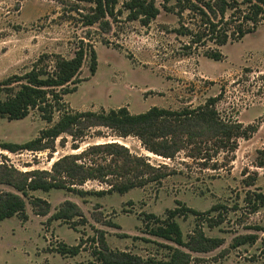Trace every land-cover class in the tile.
Here are the masks:
<instances>
[{
    "label": "rangeland",
    "instance_id": "rangeland-1",
    "mask_svg": "<svg viewBox=\"0 0 264 264\" xmlns=\"http://www.w3.org/2000/svg\"><path fill=\"white\" fill-rule=\"evenodd\" d=\"M88 7L76 0H0V83L24 75L43 55L74 57L83 41L94 47L98 67L90 76L87 61L79 78L88 80L80 83L75 93L64 96L70 111L101 114L123 107L131 114L152 107L181 111L204 106L222 93L214 106L222 121L259 129L248 140L238 139L234 149L207 133L198 120L184 125L159 123L158 129L174 130L178 151L173 158L154 154L133 134L122 137L120 131L94 121L80 123L72 135L47 140L44 151L10 153L0 149V165L28 172L51 171L59 159L81 155L96 145L123 147L126 151L117 160L104 152L82 154L78 162L93 174L92 162L109 171L105 178L75 186L89 192L110 189L109 184L119 183L117 175L123 172L144 181L154 174L166 175L125 194L103 197L82 198L62 190L30 192V196L50 203V213L37 216L42 206L33 205L28 198L27 222L17 216L0 222V264H99L94 251L99 249L101 234L113 252L143 259H168L173 249H180L190 254V264H264V205L252 211L254 195L264 194V168L256 166L264 151V21L256 32L221 47L224 59L216 62L204 57L207 48L186 50L189 38L175 32L180 22L173 14L161 10L156 20L143 27L139 21L128 22L124 12L109 32H103L98 25L83 26ZM182 22L195 29L199 20L185 13ZM59 116L56 112L52 123H47L38 110H32L22 120L0 118V143L33 140ZM161 141L155 138L151 143L160 145ZM130 161L129 169L122 168ZM1 191L15 193L7 185H0ZM66 201L77 204L86 223L78 217L67 223L49 221ZM178 202L201 213L225 206L220 213L176 218L186 242L194 231L202 230L205 236L221 238L224 243L213 251L198 253L149 235L143 215L165 219ZM211 223L220 224L211 227ZM246 235H257L258 241L236 247V239ZM63 244L81 245V250L77 256L64 257L56 253Z\"/></svg>",
    "mask_w": 264,
    "mask_h": 264
},
{
    "label": "trees",
    "instance_id": "trees-1",
    "mask_svg": "<svg viewBox=\"0 0 264 264\" xmlns=\"http://www.w3.org/2000/svg\"><path fill=\"white\" fill-rule=\"evenodd\" d=\"M89 5L88 13L82 17L85 27L98 25L103 32H109L112 24L118 22L119 16L127 13L128 22L139 21L143 27H148L160 15L161 10L178 17L180 28L175 32L180 36L189 38L186 50L193 48H207L204 57L219 62L224 59L220 50L229 42L241 41L245 36L257 31L264 21V0H124L121 8L117 9L121 0H76ZM185 13L192 16L194 21L199 20L195 29H188L183 25ZM209 44L215 46L214 48ZM90 61L88 69L90 76L97 72L98 58L92 45L80 42L74 57L66 59L61 55H43L24 75H14L0 83V118L9 121L25 119L32 110H38L41 117L47 123H52L55 113H59L58 121L50 128L41 131L40 135L23 144L6 142L0 143V149L10 153L20 151H44L48 149L44 145L47 140H54L63 134L72 135V129L86 121L98 122L101 125L116 129L122 137L131 134L139 137L146 148L154 154L164 158H173L178 151L174 148L177 144L174 130L163 131L158 129L159 123L186 124L192 120H198L205 124L207 133L219 138L224 144H232L237 147V140L250 139L258 131V127H244L241 123L222 121L214 106L222 98V93L207 100L204 106L196 109H183L172 111L152 107L145 113L131 114L127 108L110 110L96 114L91 111L73 112L66 107L64 96L75 93L78 85L87 79H80L79 75ZM174 139H172L171 138ZM159 138L160 145L151 143V140ZM171 138V139H168ZM76 147L75 149H78ZM126 150L117 144H103L91 147V154L108 153L115 160L121 157ZM82 153V154H83ZM81 155H68L56 161L51 171L33 170L28 172L18 171L5 164L0 165V185H7L14 192H0V222L17 216L21 221L27 222L29 216L26 210V199L31 198L33 205L42 206L36 215L45 217L50 213L51 205L46 200L34 198L30 192H50L53 190L74 193L82 198L86 196L103 197L108 194H125L134 188L143 187L148 182H156L166 175L154 174L151 179L144 181L126 172L117 175L119 183L109 184L110 189L97 192L84 191L75 186H82L88 180H99L107 177V171L102 165L92 162L93 170L80 164ZM90 154V155H91ZM126 159V158H125ZM130 157H127V160ZM138 161V160H136ZM128 164L125 167L129 169ZM258 168H264V151L259 153L256 162ZM121 168V169H122ZM130 172V171H129ZM264 205V194H255L252 211L257 212ZM226 209L223 205H216L209 211L201 213L187 207L180 202L177 207L167 211L165 219H160L154 214H146L144 223L147 233L153 237L175 243L190 252L207 253L219 248L224 240L205 236L202 230L194 231L189 241H185L183 233L176 218L203 217L214 212ZM80 218L82 224L86 223L84 215L77 204L66 201L49 221H63L65 223ZM75 223V222H74ZM220 223H211L216 227ZM258 241L257 235H246L236 239L235 246L247 244L253 245ZM264 254V238L261 241ZM81 245L69 247L65 244L56 249L61 256L74 257L79 254ZM99 264H190L191 256L180 249H173L168 259H143L137 255L125 252H113L108 248L104 235L99 237V249L94 251ZM95 264V263H93Z\"/></svg>",
    "mask_w": 264,
    "mask_h": 264
}]
</instances>
